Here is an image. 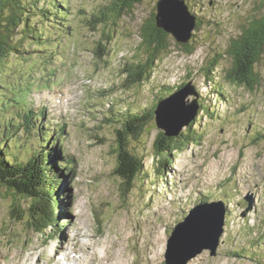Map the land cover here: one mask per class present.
<instances>
[{
  "label": "rangeland",
  "instance_id": "rangeland-1",
  "mask_svg": "<svg viewBox=\"0 0 264 264\" xmlns=\"http://www.w3.org/2000/svg\"><path fill=\"white\" fill-rule=\"evenodd\" d=\"M68 1L67 22L71 25H60V31L55 33L63 32V36L53 39L49 48L53 52L58 49L53 62H48L47 56L33 58L27 65L18 59L10 60L0 77L4 84L0 94L18 95L20 101L29 94L34 108L45 109L46 119L65 125L62 144L74 164L59 189L62 214L57 217L58 226H47L39 233L37 224L29 229L31 222L26 214L21 223L11 221L10 216H16L12 198L1 197L0 264L15 258L23 249L36 250L42 244L40 252L46 249L43 243L49 247L58 245L68 230L73 237L77 231L94 234L98 253L102 252L100 244H105L115 258L120 256L121 264H166L167 244L175 227L203 200L225 204L224 231L215 256L204 250L187 264H264V55L255 66L261 84L254 92L224 79L231 64V58L226 56L230 41L249 17L262 13L264 0H185L200 22L189 41L195 46L193 54L187 55L166 32L173 46L168 55L160 57L149 82L127 92L120 88L124 78L121 71L126 64L141 59L139 30L152 13L156 15L158 0H143L135 5L108 32L102 26L91 29L92 13L111 0ZM55 17L52 19L57 20ZM104 33L109 35L110 45L103 42ZM35 49L31 51L40 56L43 49ZM97 53L107 55L98 58ZM220 56L213 79L208 80L207 66ZM186 84L197 96L186 97L185 105L197 100L214 112L212 117L205 116L198 108L192 120L200 142H190L184 150L172 152V164L162 167L154 145L164 129L151 121L140 141L131 144L144 160L146 175L123 196L121 181L112 176L117 164L115 121L126 110L137 112L161 105V100ZM6 86L11 93L5 91ZM16 113L17 107L0 104V133L1 120ZM156 116L166 127L158 111ZM29 145L30 151L37 148L35 138ZM11 152L22 158L29 153L23 148H11ZM60 154L64 155L62 151ZM247 199L251 200L249 204ZM24 206L26 209L30 205ZM51 247L44 254L48 255ZM78 251L75 259L82 256ZM49 257L42 260L48 261ZM90 258L86 256L85 264H90Z\"/></svg>",
  "mask_w": 264,
  "mask_h": 264
},
{
  "label": "trees",
  "instance_id": "trees-1",
  "mask_svg": "<svg viewBox=\"0 0 264 264\" xmlns=\"http://www.w3.org/2000/svg\"><path fill=\"white\" fill-rule=\"evenodd\" d=\"M142 2L143 0H111L108 4L93 11L91 29L94 31L97 27L102 26L103 30L108 32L111 27L117 25L124 14L130 13L135 5ZM68 5V0H62L61 3L59 0H47L46 2L45 0H0V77L4 72L3 68L12 60L18 59L27 65L33 58L52 57L53 51H50L49 48L53 45V39L63 36V32L55 33L60 31V25L64 28L71 25L67 22ZM53 15H56L57 20L52 19ZM196 18L198 19L197 15ZM199 23L198 21V26ZM44 24H47V29H44ZM103 36L106 38L103 42L110 45L109 35L104 33ZM139 40L138 51L141 53V59L126 64L121 71V76L124 77L121 89L125 92L149 82L160 57L168 55L173 47L170 36L163 29L157 27L155 13H152L151 18L141 25ZM176 43L187 55L193 54L195 46L189 44L190 42ZM99 46H101L100 43ZM34 47H36L35 50L39 47L43 49L40 56H37L35 51H31V48ZM45 51L47 54L43 55ZM106 55V53L104 55L97 53L98 58H103ZM263 55L264 3L262 13L259 16L249 17L245 24L240 26L238 35L228 45L226 56L231 58V64L225 70V82L254 92L261 84L260 78L255 72V66ZM221 59L222 56L213 60V63L208 65L210 68L207 66L205 76L208 80L213 79L212 73L219 66ZM2 85L4 84L0 79V87ZM217 87L222 88V85H217ZM4 89L12 91L8 87H4ZM220 93L224 98L222 89H220ZM0 95L4 100L7 99L8 103L9 101L15 102L13 95ZM197 104L205 116L212 117L214 115V112L210 111L209 105L200 102ZM156 106H149L137 112L126 110L119 114V118L115 121L117 127L115 126L114 151L117 154V164L112 176L121 181L120 190L123 196L131 191L136 180L144 179L146 175L144 160L139 155L138 149L131 147V144L140 141L148 124L155 119ZM35 118V114L30 110L19 115V120L23 124L21 125L26 129L23 136L17 132L20 127L10 124L12 122L4 121L1 124L0 198H6L4 195L12 198L11 207L15 210L16 216H10L11 221L21 223L26 214L31 222L29 229L31 230L32 226L37 224L39 226L35 228L36 231L43 232L42 230L46 229L54 215L58 213L57 200L63 171L61 167L57 166V152L52 148L53 145L48 143L49 139L45 133L41 132L36 135L37 148L30 151V135L36 125ZM193 126V121H190L184 133L181 130L173 136H166L164 132H159L156 145H154V154L161 159L162 167L172 163V152L184 150L190 142H200L201 136L196 133L197 129L192 128ZM56 141L57 138L54 142ZM11 148L15 150L23 148L30 152L26 158H22L17 152H11ZM66 163L67 161L63 166ZM201 202H205V200ZM26 204L30 206L25 209L24 205ZM259 257L262 258L260 255Z\"/></svg>",
  "mask_w": 264,
  "mask_h": 264
},
{
  "label": "water",
  "instance_id": "water-1",
  "mask_svg": "<svg viewBox=\"0 0 264 264\" xmlns=\"http://www.w3.org/2000/svg\"><path fill=\"white\" fill-rule=\"evenodd\" d=\"M155 21L157 27L170 33L176 42L185 44L193 36L197 18L189 11L185 0H158ZM191 94L197 96L196 91L186 84L161 100V105L157 104L156 126L164 129L166 136L177 135L196 116L197 100L185 105V98ZM157 111L165 120L166 127L156 116ZM247 201L251 202L250 199ZM226 210L221 201L200 204L191 209L184 221L175 227L168 241L165 263L187 264L204 250H210V255L215 256L224 230Z\"/></svg>",
  "mask_w": 264,
  "mask_h": 264
},
{
  "label": "bare ground",
  "instance_id": "bare-ground-1",
  "mask_svg": "<svg viewBox=\"0 0 264 264\" xmlns=\"http://www.w3.org/2000/svg\"><path fill=\"white\" fill-rule=\"evenodd\" d=\"M55 102L57 103V105H55L57 107L59 104L57 100ZM71 233L70 231H67L66 236L61 239L63 241L58 245H53L51 247L52 253L48 258V261L42 260L41 255L44 254V251L38 252L33 249L30 250V253H28L27 255H23L22 253H20L19 255H16L15 258L12 257L10 260L6 262V264H47V263H52L53 260H54V264H66V262L69 261H72V264H83L82 262L86 263L84 258L86 254L89 255V257H91L89 261L90 264H113L114 259L116 261V264H121L122 260L120 256L117 254L119 257L115 258L112 249L105 244H100L99 247L102 249V252L99 251L100 253H98L96 249L98 244L94 235H91V237H89L86 233L77 231L75 237L73 238L71 236ZM65 243H67L68 245L72 244L73 249L72 248L70 249V247H68ZM79 243L80 245L78 246ZM78 250L83 256L82 262H77L76 259L74 258V254H77L76 251ZM54 257L57 258L54 259Z\"/></svg>",
  "mask_w": 264,
  "mask_h": 264
}]
</instances>
